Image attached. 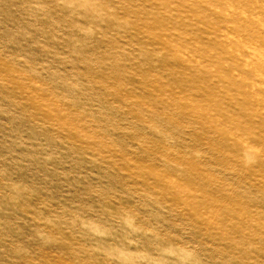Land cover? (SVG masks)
Wrapping results in <instances>:
<instances>
[{
	"label": "rangeland",
	"instance_id": "374dc122",
	"mask_svg": "<svg viewBox=\"0 0 264 264\" xmlns=\"http://www.w3.org/2000/svg\"><path fill=\"white\" fill-rule=\"evenodd\" d=\"M0 264H264V0H0Z\"/></svg>",
	"mask_w": 264,
	"mask_h": 264
}]
</instances>
